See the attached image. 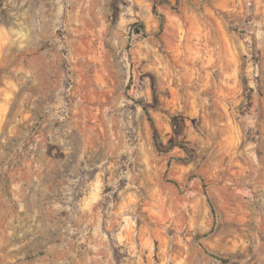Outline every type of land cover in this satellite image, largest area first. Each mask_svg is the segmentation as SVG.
<instances>
[{"label":"rangeland","instance_id":"1","mask_svg":"<svg viewBox=\"0 0 264 264\" xmlns=\"http://www.w3.org/2000/svg\"><path fill=\"white\" fill-rule=\"evenodd\" d=\"M0 264H264V0H0Z\"/></svg>","mask_w":264,"mask_h":264},{"label":"trees","instance_id":"2","mask_svg":"<svg viewBox=\"0 0 264 264\" xmlns=\"http://www.w3.org/2000/svg\"><path fill=\"white\" fill-rule=\"evenodd\" d=\"M135 27H136L135 29H136V31L138 33H140V32L145 33L146 28H145V25L144 24H136ZM216 257L220 258V255L219 254H216Z\"/></svg>","mask_w":264,"mask_h":264}]
</instances>
